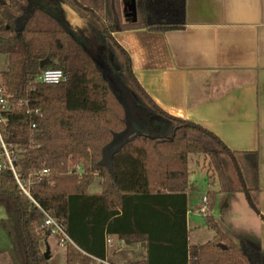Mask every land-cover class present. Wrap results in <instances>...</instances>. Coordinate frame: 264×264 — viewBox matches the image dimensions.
Returning <instances> with one entry per match:
<instances>
[{
	"label": "trees",
	"instance_id": "1",
	"mask_svg": "<svg viewBox=\"0 0 264 264\" xmlns=\"http://www.w3.org/2000/svg\"><path fill=\"white\" fill-rule=\"evenodd\" d=\"M61 1L88 21L102 63L87 47L90 36L72 28L57 0H0V55H8L0 74L9 105L3 136L17 146L22 177L50 170L33 178L30 198L10 169H0V206L6 211L0 227L11 241L7 254L16 264H50L41 245L51 234L41 225L38 203L64 224L73 241L65 246L66 264L110 258L108 236L146 243L145 257L131 264H263L259 243L233 240L211 214L205 220L213 239L189 245L188 155L202 154L226 173L236 152L199 124L156 106L135 78L129 53L113 37L115 31L184 25L185 0H134V16L133 10L124 12L125 0ZM45 59L50 61L41 66ZM47 68L62 69L68 80H38ZM91 85L101 93L90 104L102 113L105 140L90 151L72 126L78 123L74 111L88 105ZM96 177L102 191L91 193ZM229 180V189L243 192L258 213L256 188L242 183L236 170Z\"/></svg>",
	"mask_w": 264,
	"mask_h": 264
},
{
	"label": "crops",
	"instance_id": "2",
	"mask_svg": "<svg viewBox=\"0 0 264 264\" xmlns=\"http://www.w3.org/2000/svg\"><path fill=\"white\" fill-rule=\"evenodd\" d=\"M57 1L72 28H82L81 20H87H80L69 4ZM135 5L134 0L123 1L124 12L133 10L134 16ZM113 37L129 53L135 78L156 106L214 134L236 152L232 157L243 173L249 170L246 185L256 188L252 194L258 213L249 204L250 214L231 206L230 199L240 191L226 187L206 190V195L213 192L208 195L211 207L206 214H211L219 228L234 239L244 237L259 243L264 264V0H185L184 25L166 30L142 27L115 31ZM189 158L190 154L186 228L188 243L193 246L189 220L198 216L196 208H190L197 171L190 166ZM196 158L201 169L208 164L202 154ZM204 170L214 184L217 175L209 176L208 166ZM101 191L100 183L90 192ZM219 194L227 195L221 210L216 204ZM135 245L140 255L137 260L143 259L146 243ZM43 247L46 250L50 245L46 242ZM0 250L8 253L11 248L8 245ZM8 256L6 261L0 257V264H14Z\"/></svg>",
	"mask_w": 264,
	"mask_h": 264
},
{
	"label": "rangeland",
	"instance_id": "3",
	"mask_svg": "<svg viewBox=\"0 0 264 264\" xmlns=\"http://www.w3.org/2000/svg\"><path fill=\"white\" fill-rule=\"evenodd\" d=\"M131 7V6H130ZM77 31L79 32H84L85 34H89L92 35V30L91 28H89L87 25H85L82 28H77ZM87 47L88 48H97L96 46H94L92 44V40L88 41L87 43ZM97 50V49H96ZM8 67V55L7 54H1L0 55V74L5 71ZM97 82V81H96ZM95 82V83H96ZM101 98V93L99 91V89L93 85H91V89L89 90L88 93V99L89 101L87 102V106L86 107H79L78 109H76L74 112V118L78 119V123L77 120L74 121L73 123V131L78 132L80 131L83 135V142L89 144L88 150H92L93 148L98 150L99 147L102 145V143L105 140V130H104V118L102 117V113L100 111L99 108H96L95 106L93 107L90 102L91 100H100ZM100 111V112H99ZM78 114L82 115V116H78ZM77 115V116H76ZM79 117V118H78ZM98 148V149H97ZM198 154L193 153L190 154V158H189V162H190V166L192 168H195L197 171V178L195 181H193L192 183V205L190 206L191 210L195 209L197 210V202L201 201V197L203 196V194L206 193L207 189H213V190H222V189H226V187H229L230 185V180H229V174L230 172H233V170H236L239 178L241 180L242 183H244L246 185V181L247 178H245V175L247 173V171L249 172V170L246 171V173H243V170L241 168L238 167V165L236 164V162L234 160H232V168L227 169L226 173L223 172H218L213 168V165L210 163V159L208 157L206 162L208 161V164H204L203 169H201V163L200 166L196 163V157ZM199 166V167H198ZM209 167V176L210 174L217 175V178L215 179L214 184H210L209 179L211 178H207L208 174L205 173L204 168ZM234 179V178H233ZM100 178L96 177L93 184L90 186L89 190L90 191H95L96 189L99 188L100 186ZM252 185V181L250 183V186ZM226 194H219L218 198L216 199V204L218 209L221 210L222 208V201L226 200L227 197ZM234 197L231 200V206H235L237 210H239L240 208L244 209L246 213L250 212L254 209L250 206V208H252V210L250 211L249 209V205L247 203V200L244 197V193L240 192V193H234L233 195ZM207 201H208V195H207ZM235 209V210H236ZM249 210V211H248ZM208 211V210H207ZM217 208L215 209V212L217 213ZM238 213V211H235ZM244 212V213H245ZM198 214V216H193L190 217L189 220V226L191 228L190 231V243L193 245H200V244H204L205 242L212 240L213 236H214V231L209 228L206 225V220H205V216H203V214H200L198 212H196ZM233 213V212H231ZM252 214V213H251ZM246 215V214H245ZM6 217V211L5 208L3 206H0V221ZM214 218V217H213ZM246 218V217H245ZM219 219V218H218ZM222 219V217L220 218ZM215 220V219H214ZM223 220V219H222ZM221 220V221H222ZM216 222V221H215ZM232 226V223H230ZM197 228H193L196 227ZM229 227V226H228ZM240 233V232H238ZM227 235H229L226 232ZM230 236V235H229ZM233 240H235L234 236H230ZM47 242L50 245V251H51V255L49 260H50V264H66V247L64 245H62L58 239V237H56L55 235H50L49 238L47 239ZM114 248L112 249V252L110 254V259L113 260L116 263L119 264H130L131 261L133 260H137V258L140 257L138 251H137V246L135 244H128L126 242H121L118 239L114 240ZM10 246L11 248V241L9 240L7 234L5 233V231L0 227V248H5V246ZM44 243H42L41 247L44 251H46L43 247ZM8 254L7 252L4 253L2 250H0V257L1 259L5 260L8 259L7 258ZM12 263L16 264L15 260H12V256H8Z\"/></svg>",
	"mask_w": 264,
	"mask_h": 264
},
{
	"label": "built area",
	"instance_id": "4",
	"mask_svg": "<svg viewBox=\"0 0 264 264\" xmlns=\"http://www.w3.org/2000/svg\"><path fill=\"white\" fill-rule=\"evenodd\" d=\"M38 80L42 82L67 81L68 76L60 68H47L43 70L42 73L38 76ZM7 110H9V105L6 98V91L4 86L0 82V169H10L13 172L21 191L30 198H33L31 195V184L33 183V178L49 175L50 170L48 168L34 170L29 174L28 179H25L21 176L20 170L16 165L18 160L17 146L11 142H7L3 136V132L5 131L8 123V118L4 114V112ZM33 127H35V124H33ZM75 169L77 171L82 170V165L78 164ZM36 204L44 213V219L41 222V225L47 229L48 233L58 237L60 243L64 246H66L68 242H73L68 233L66 232L64 224L57 218H55L52 213L45 210L38 203ZM207 210V195L204 194L201 197V201L196 212L200 214H206ZM120 241L125 242L124 240ZM114 245V238L112 236H108L107 249L110 254L112 252V249L114 248ZM95 260L96 264H118L112 261L110 258L96 257Z\"/></svg>",
	"mask_w": 264,
	"mask_h": 264
},
{
	"label": "water",
	"instance_id": "5",
	"mask_svg": "<svg viewBox=\"0 0 264 264\" xmlns=\"http://www.w3.org/2000/svg\"><path fill=\"white\" fill-rule=\"evenodd\" d=\"M1 2L4 3L5 0H1ZM133 8H134V7H133ZM79 18H80V20H81V19H84V20L86 21V19L83 18V17H81L80 15H79ZM81 22H83V23H82V27H84L85 25H87L89 28H91V26L89 25V23H87V21H86V23H84V21L81 20ZM91 30H92V28H91ZM87 36H90L92 42H94L95 37H94L93 34H92V35L87 34ZM89 51L91 52L92 56H93L98 62L102 63V59H101V58L99 57V55L95 52V48H91V49H89ZM49 61H50L49 59L42 60V61H41V66H44V65L47 64ZM222 247L225 248V245H222ZM45 257H46L47 259L50 258V248H49V247H47V249H46V251H45Z\"/></svg>",
	"mask_w": 264,
	"mask_h": 264
}]
</instances>
